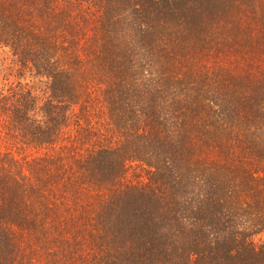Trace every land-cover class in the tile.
Listing matches in <instances>:
<instances>
[{"label": "trees", "instance_id": "1", "mask_svg": "<svg viewBox=\"0 0 264 264\" xmlns=\"http://www.w3.org/2000/svg\"><path fill=\"white\" fill-rule=\"evenodd\" d=\"M0 264H264V0H0Z\"/></svg>", "mask_w": 264, "mask_h": 264}, {"label": "rangeland", "instance_id": "2", "mask_svg": "<svg viewBox=\"0 0 264 264\" xmlns=\"http://www.w3.org/2000/svg\"><path fill=\"white\" fill-rule=\"evenodd\" d=\"M3 83V80H2V75H0V84Z\"/></svg>", "mask_w": 264, "mask_h": 264}]
</instances>
